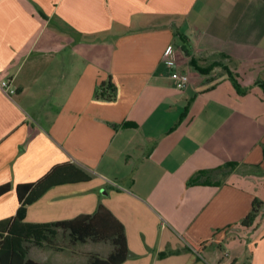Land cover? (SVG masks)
Masks as SVG:
<instances>
[{"label": "crops", "instance_id": "obj_1", "mask_svg": "<svg viewBox=\"0 0 264 264\" xmlns=\"http://www.w3.org/2000/svg\"><path fill=\"white\" fill-rule=\"evenodd\" d=\"M1 79L0 219L16 184L37 192L55 166L20 222L102 205L122 225L118 264H264V0H0ZM50 228L21 240L27 257L83 264L109 241L60 227L64 253Z\"/></svg>", "mask_w": 264, "mask_h": 264}, {"label": "trees", "instance_id": "obj_2", "mask_svg": "<svg viewBox=\"0 0 264 264\" xmlns=\"http://www.w3.org/2000/svg\"><path fill=\"white\" fill-rule=\"evenodd\" d=\"M229 72V70H227ZM229 74V73H228ZM235 88L237 83L231 79ZM231 162H224L223 166L231 165ZM55 168L53 166L49 172L43 175L35 183H40L39 190L31 193L33 183H18L15 185V193L18 205L12 218L0 219V264H49L40 263L25 255V249L20 245L21 240L27 237H33L35 240L41 237L44 231H51L50 226L55 225L68 229L71 239L84 240H109L112 244L111 251L101 257L96 254H90L87 261L83 264H118L125 258L126 246L122 231V225L102 206L98 205L91 214L76 216L68 220H60L47 223H25L20 222L24 214L25 204L36 197L49 183L46 178ZM34 183V184H35ZM9 188L8 183L0 184V194ZM257 204V205H256ZM259 200L252 199L250 209L241 218L240 223L249 225L252 223L258 209ZM18 226V227H17ZM185 240L184 248H192L199 252L209 244V240L194 242L183 236ZM166 251H159L162 256Z\"/></svg>", "mask_w": 264, "mask_h": 264}, {"label": "rangeland", "instance_id": "obj_3", "mask_svg": "<svg viewBox=\"0 0 264 264\" xmlns=\"http://www.w3.org/2000/svg\"><path fill=\"white\" fill-rule=\"evenodd\" d=\"M231 167H232L231 165H228L225 168L226 169H229ZM258 186H259V190L262 191V193H264V184H260ZM47 243L55 246L56 248L57 247H61L60 250H62V252H64V253H67L68 250H69V248H72L73 249V245L70 243V239L68 237L67 232L64 231V230H62L60 227H59V229H58V231H57V233L55 235H51L50 234V237H49ZM108 243H110V241H108ZM108 243L101 244L100 247H99V249H98V251H97V253H99L100 255H104L106 252H108V250L110 248L109 247L110 245ZM87 247H88L87 244L82 243V251H83V253H84L85 248H87ZM214 249L215 248L213 246L212 247V250H214ZM97 253H95V254L96 255H99ZM92 254H94V253H92ZM84 258L85 257L83 256V258H81V260H84Z\"/></svg>", "mask_w": 264, "mask_h": 264}, {"label": "built area", "instance_id": "obj_4", "mask_svg": "<svg viewBox=\"0 0 264 264\" xmlns=\"http://www.w3.org/2000/svg\"><path fill=\"white\" fill-rule=\"evenodd\" d=\"M162 59L168 66H171L174 63L173 49L170 45H167L164 48V51L162 53ZM170 75L172 79L174 80L175 86L178 89H182L188 81V74L186 71L174 69L170 72ZM0 88L5 93H10L13 91V88L9 86L6 79L0 80Z\"/></svg>", "mask_w": 264, "mask_h": 264}]
</instances>
